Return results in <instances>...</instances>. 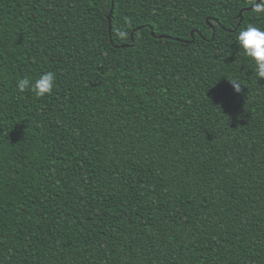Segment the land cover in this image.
<instances>
[{
	"label": "trees",
	"instance_id": "trees-1",
	"mask_svg": "<svg viewBox=\"0 0 264 264\" xmlns=\"http://www.w3.org/2000/svg\"><path fill=\"white\" fill-rule=\"evenodd\" d=\"M256 1L0 0V264H264Z\"/></svg>",
	"mask_w": 264,
	"mask_h": 264
},
{
	"label": "clouds",
	"instance_id": "clouds-1",
	"mask_svg": "<svg viewBox=\"0 0 264 264\" xmlns=\"http://www.w3.org/2000/svg\"><path fill=\"white\" fill-rule=\"evenodd\" d=\"M264 11V6L261 7ZM235 45L243 56L251 63L255 76L264 79V28L256 25H246L235 36ZM235 93L243 91L241 84L235 79H228ZM18 91L31 92L41 98L52 93L56 87V74L52 71L44 72L36 77L25 76L17 80Z\"/></svg>",
	"mask_w": 264,
	"mask_h": 264
},
{
	"label": "water",
	"instance_id": "water-1",
	"mask_svg": "<svg viewBox=\"0 0 264 264\" xmlns=\"http://www.w3.org/2000/svg\"><path fill=\"white\" fill-rule=\"evenodd\" d=\"M258 1L259 0H257L256 1V3L254 4V5H256L257 3H258ZM253 5V6H254ZM249 8H251V7H248V8H246V9H249ZM244 9H241L240 11H239V16L241 17V15H242V11H243ZM111 12H112V7H111V9H110V13H109V15H108V22H109V29H110V21H111ZM193 33H194V30L193 31H191V35L193 36ZM160 37H162V36H160ZM131 39H132V42L130 43V45H133V32L131 33Z\"/></svg>",
	"mask_w": 264,
	"mask_h": 264
}]
</instances>
